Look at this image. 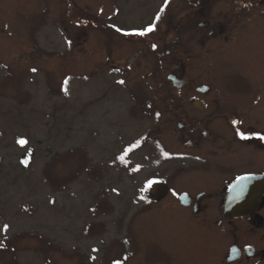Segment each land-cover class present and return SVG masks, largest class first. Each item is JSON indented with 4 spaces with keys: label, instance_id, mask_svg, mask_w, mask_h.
Here are the masks:
<instances>
[{
    "label": "rangeland",
    "instance_id": "obj_1",
    "mask_svg": "<svg viewBox=\"0 0 264 264\" xmlns=\"http://www.w3.org/2000/svg\"><path fill=\"white\" fill-rule=\"evenodd\" d=\"M11 4L0 0V264H154L163 257L162 238L144 186L174 165L166 149H189L178 128L183 121L176 111L159 109L149 91L175 87L168 77L111 71L104 38L84 29L73 4L60 0V18L43 13L35 0L25 8L29 13ZM219 41L210 42L209 77H189L193 88L219 92L221 79L228 89L234 88L230 79L248 86L235 65L229 77H217L237 58L229 49L238 39L227 50ZM123 42L129 63L135 48ZM143 71L137 67L134 74ZM219 99L221 108L231 106L232 99ZM256 105L239 111L241 121H261ZM184 108L198 117L207 112ZM231 151L264 158L250 144ZM203 181L189 184L199 189Z\"/></svg>",
    "mask_w": 264,
    "mask_h": 264
},
{
    "label": "flooded vegetation",
    "instance_id": "obj_2",
    "mask_svg": "<svg viewBox=\"0 0 264 264\" xmlns=\"http://www.w3.org/2000/svg\"><path fill=\"white\" fill-rule=\"evenodd\" d=\"M35 1L43 4V13L59 14L60 18V0ZM62 1L76 6L75 16L86 20L84 29L89 26L102 35L107 44L105 62L111 71H122L120 77L176 78V83L170 79L175 90L149 91L159 109L164 105L183 121L178 128L189 149L173 154L165 148L167 160L175 161L174 165L166 176L156 175L144 186L150 200L146 207H156L155 231L162 238L163 257L154 264H264V186L246 197L251 202H245L244 212L228 210L232 185L241 176H264V158L226 153L243 143L264 152V81L260 84L264 79L260 78L264 76V0ZM10 2L11 10L31 6V0ZM150 25H155L153 31L137 34ZM216 39L225 50L238 39L229 49L237 58L217 77H229L235 65L238 77H244L248 86L230 79L234 88L228 89L221 79L224 89L219 92L203 84L192 87L189 77L207 76L205 67L214 54L210 42ZM119 40L135 48L136 57L129 63ZM241 66L258 72L253 74L259 80L250 79ZM137 67L143 73L134 74ZM173 91L179 95L175 97ZM222 97L232 99L227 101L231 106L221 108ZM186 104L207 112L201 117L191 115L184 110ZM246 104H257L254 108L263 113L261 121H241L239 111L248 110ZM218 119L223 123L216 127ZM200 176L204 185L191 187L190 181Z\"/></svg>",
    "mask_w": 264,
    "mask_h": 264
},
{
    "label": "water",
    "instance_id": "obj_3",
    "mask_svg": "<svg viewBox=\"0 0 264 264\" xmlns=\"http://www.w3.org/2000/svg\"><path fill=\"white\" fill-rule=\"evenodd\" d=\"M170 79L176 80L175 77H170ZM176 83V81H175ZM264 186V176L262 175H246L239 177L229 193L228 203L229 209L234 212H244L246 210L245 202H251V200L246 199L252 195V191L256 188L261 189Z\"/></svg>",
    "mask_w": 264,
    "mask_h": 264
},
{
    "label": "snow or ice",
    "instance_id": "obj_4",
    "mask_svg": "<svg viewBox=\"0 0 264 264\" xmlns=\"http://www.w3.org/2000/svg\"><path fill=\"white\" fill-rule=\"evenodd\" d=\"M158 19H159V16H157V20ZM154 27H155V25H150L145 31H141V32H139L137 34L144 35L145 32H151V31H153L154 30ZM153 47H155V45ZM121 83H123V81H121ZM18 142L20 144H22V145L25 144V143H27V141L26 140H23V139L19 140ZM149 183H151V182H149ZM5 228H7V226H5Z\"/></svg>",
    "mask_w": 264,
    "mask_h": 264
}]
</instances>
